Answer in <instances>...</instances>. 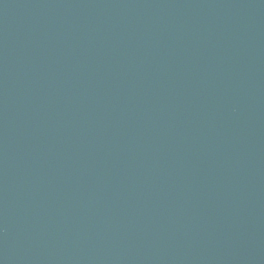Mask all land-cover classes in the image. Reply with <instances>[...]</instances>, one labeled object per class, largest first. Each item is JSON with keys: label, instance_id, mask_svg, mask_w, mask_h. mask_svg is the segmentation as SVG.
Returning a JSON list of instances; mask_svg holds the SVG:
<instances>
[{"label": "water", "instance_id": "1", "mask_svg": "<svg viewBox=\"0 0 264 264\" xmlns=\"http://www.w3.org/2000/svg\"><path fill=\"white\" fill-rule=\"evenodd\" d=\"M0 264H264V0H0Z\"/></svg>", "mask_w": 264, "mask_h": 264}]
</instances>
